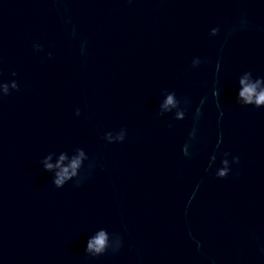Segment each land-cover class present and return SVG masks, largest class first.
<instances>
[{"label":"water","instance_id":"95a60500","mask_svg":"<svg viewBox=\"0 0 264 264\" xmlns=\"http://www.w3.org/2000/svg\"><path fill=\"white\" fill-rule=\"evenodd\" d=\"M194 56L207 62L191 68ZM246 69L264 74V11L238 0H0V78L15 70L20 83L0 100V264H264V109L235 103L234 77ZM163 89L192 101L171 128L170 114L156 115ZM121 126L124 142L101 138ZM77 146L97 166L57 189L39 161ZM214 149L217 163L223 151L240 157L225 178L205 170ZM100 226L123 245L90 257L85 241Z\"/></svg>","mask_w":264,"mask_h":264},{"label":"clouds","instance_id":"9594fccd","mask_svg":"<svg viewBox=\"0 0 264 264\" xmlns=\"http://www.w3.org/2000/svg\"><path fill=\"white\" fill-rule=\"evenodd\" d=\"M67 11V9H65ZM64 23L71 24V17L64 20ZM247 26V20L241 18L239 27L243 28ZM237 31V26H233L228 29L225 35V42L228 36ZM221 32L219 25L210 28L208 35L215 37ZM70 35L76 36V26L72 24ZM32 48L36 52H41L44 49V45L39 41H34ZM87 49V40L80 41V54L85 55ZM53 53L47 52V57L51 58ZM207 60H202L200 56H194L191 59V68H198L202 63H206ZM215 70L217 78L213 80L210 89V94L215 101V106L219 110V116L217 117V124L220 123V118L223 117L224 112L220 102V91L218 74L221 70V60L217 58L215 62ZM17 72L11 71L9 79L0 78V100L9 96L13 91L20 90V83L16 79ZM235 88V103L242 108H250L261 110L264 109V74L254 73L250 69L243 70L236 74L234 77ZM207 100V94L200 98L199 103L195 106L192 113V125L187 133V138L181 145V153L185 157H191L193 155V147L198 140L199 122L203 115V106ZM192 106V101L189 97H179L175 90L163 89L158 101L157 117H163L166 114H170L171 119L168 122V127H173L175 121H183L186 118ZM81 109L75 108V115L79 116ZM127 137V129L121 126L119 129H111L104 131L102 139L109 143H122ZM223 142V133L218 131L216 137V148L218 149ZM219 162L217 163V152L214 149L208 158L206 171H212L217 178H225L232 172V166L240 163V157L238 155H232L228 151H223L219 154ZM42 171L50 174L52 185L59 189L63 188L66 184L72 183L75 186H79L92 170L97 166V159L90 157L84 147H73L71 149H60L56 151H49L43 155L39 161ZM101 167L103 165H100ZM198 187V186H197ZM196 194L195 190L192 196L189 197V203L192 197ZM189 236H192L189 231ZM196 243V249L199 251L202 247V242L192 237ZM115 241V246H114ZM123 245V237L120 232L110 231L106 226H100L95 228L85 241L84 252L90 257H99L107 253L109 250L117 252ZM212 264H216L214 257H209Z\"/></svg>","mask_w":264,"mask_h":264}]
</instances>
